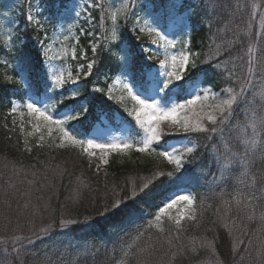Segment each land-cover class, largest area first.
Returning <instances> with one entry per match:
<instances>
[{"label":"trees","instance_id":"obj_1","mask_svg":"<svg viewBox=\"0 0 264 264\" xmlns=\"http://www.w3.org/2000/svg\"><path fill=\"white\" fill-rule=\"evenodd\" d=\"M51 1L53 5L57 0ZM59 2L63 7L67 0ZM154 3L156 9L166 7L165 0ZM203 3L208 5V11L202 13L200 7L195 6L190 28V45L199 54L200 65L186 79L195 74L204 81V85L220 92L228 86H236L234 81L246 75V53L250 45H255L258 60L264 56V27L261 26L264 0H199V5ZM253 3L257 5L255 10L251 7ZM127 41L137 51L136 44L129 38ZM32 44L28 37L15 59L19 63L21 59L28 58L39 68L43 59L41 56L37 58L38 52ZM217 45H221L220 54L209 62ZM96 59L92 78L106 88L117 74L106 48L98 51ZM230 73L235 75L229 78ZM11 74L12 82H0V241H3L0 243V264H117L123 258L122 247L127 246L137 229L144 235L132 250L133 255L127 258L128 264H264V220L260 218L264 211V179H261L264 158H261L259 150L251 157L250 172L257 177L254 188L247 184L238 185L233 175L222 183H213V177L219 172L212 146L216 145L218 154H223V146L218 137L207 140L205 134H196L198 150L186 161L184 173L161 177L154 182L149 195L138 197V200H143L137 205L142 218L119 230L101 227L97 221L102 223L103 218L97 215L98 209L113 198L125 195L132 182L139 186L142 177L147 179L154 171L168 172L169 169L161 163H155L158 167L138 163L123 168L115 161L103 173L96 172L78 149L45 146L25 151L19 125H13L14 116L9 113L14 102L26 101L27 89L15 69ZM262 89L264 72L257 65L247 100H253V92ZM42 90L43 74L40 73L39 79L33 78L32 94L38 95ZM86 92L91 93V89ZM90 107L92 114L86 131L82 130L83 137L88 136L96 125L103 124L102 117L113 127L118 126L115 123L118 116L120 125H128L132 131L138 129L130 118L99 93L94 94ZM255 107L258 113L264 110L258 96ZM237 118L242 123L244 113L240 111ZM237 118L225 128L224 135L230 147L242 153L243 149L236 140L237 133L231 130ZM239 171L240 166L236 164L233 172L238 175ZM184 174L191 178L185 187L197 198V221H185L179 239L167 221L163 235L155 229H148L149 220L158 211L157 206H162L164 198L176 190V178ZM78 178L87 187L78 188ZM237 189L242 193L243 201H251L254 209L252 219L248 218L249 209L241 211L236 207L234 196ZM77 190L79 195L73 199ZM85 217L89 219L85 220ZM222 217L226 220L222 221ZM61 219L77 223L60 227ZM225 222L231 234L229 228L223 226ZM49 224L52 227L47 233L40 231ZM17 235L30 237L32 243L27 239L14 242L13 237ZM237 238L243 242L239 244L238 251L233 252L232 244ZM201 241H211L212 248L201 246ZM172 253L176 254L175 258H172Z\"/></svg>","mask_w":264,"mask_h":264},{"label":"snow or ice","instance_id":"obj_2","mask_svg":"<svg viewBox=\"0 0 264 264\" xmlns=\"http://www.w3.org/2000/svg\"><path fill=\"white\" fill-rule=\"evenodd\" d=\"M107 0H92L87 6L88 9H99L98 26L101 30L99 36L93 32L85 33L84 30L78 29L73 35L71 28L68 29L67 35H55L52 43L39 41L41 53H37V58L43 55L44 60L39 62L37 68L28 58H23L16 66L17 74L26 86L28 101L21 104L13 103L10 115H19V128L24 138L25 151L31 152L32 146L29 143V137L36 140V147H49L57 149H79L81 154L87 156L89 160L100 153L99 163L96 165L99 170L101 165L108 164V155L116 152L126 155L129 151L135 150L138 153L147 156H156L161 161H166L174 167L175 172H180L184 163L189 156L198 150V145L191 137L193 134H205L207 140L218 137L223 146V154L217 153V147L212 146V152L218 168L219 175L213 177V183H222L233 175L238 185L247 184L249 187H255L257 177L250 172L252 163L251 157L258 150L261 158H264V110L257 112L255 107V98L258 96L264 107V89L259 92H253V100H247V93L253 86V77L257 71V65L264 72V56L259 60L255 57V45H250L247 49L248 67L244 77H238L234 83L236 86H228L220 90L219 93L212 87L202 86L204 81L200 80L195 74L188 79L186 75L190 68L196 67L198 53L181 50L178 54L170 51L176 49L180 41L169 39L167 31L171 25L160 27V18L154 17L149 23L143 24L138 19L132 27V31L137 29L140 34H147L150 37L152 45L162 50L161 59L159 55L149 54L150 49L147 46L142 48L140 54L135 47L129 44L122 32V24H126L129 17L134 15L133 8L136 0H120L119 5L115 3L105 7ZM180 0H170L169 8L175 11ZM215 5H213L214 7ZM252 9L255 10L257 5L253 3ZM77 16L81 13L77 12ZM29 23H32L34 17L27 16ZM39 26L40 22L35 21ZM93 24V17L89 15L87 21ZM264 27V20L261 21ZM93 36L91 44V53L93 59L88 61V53L83 48L79 50L80 35ZM139 39V36L137 37ZM47 39V38H46ZM75 40L74 44L68 41ZM16 37L9 34L3 37V45L0 50L6 47L9 50L15 49ZM119 41L115 49L110 47L113 42ZM59 44L54 54L53 47ZM107 48V55L110 63L113 65L114 82L109 85L106 95L109 100H115L120 104L124 111L138 126L140 133L139 139L133 142L132 139L118 140L112 139L107 143L97 142L96 139L80 138L82 130L86 131V125L91 113V105L95 93H104V88L96 87L92 84L91 93L86 92L85 85L81 84V78L87 81L88 77L93 75V69L97 64V53ZM221 51V45L216 46L215 52L210 55L209 62L218 56ZM83 59L88 61L85 65H78L76 74L73 75L65 65L69 59ZM158 61V67L155 64H149L147 61ZM63 61L64 64L57 63ZM6 68L9 66L7 59L0 61ZM219 67V65H217ZM43 74V90L38 95L33 96V78L39 79V74ZM235 75L230 73L229 78ZM8 82L13 80L11 75L5 77ZM89 83H92L89 81ZM75 87L65 88L66 85ZM114 90H119L123 95H114ZM133 102V107L128 108L125 99ZM183 102H179L180 100ZM241 104L244 105L241 108ZM21 108L26 111H21ZM59 108V111L57 109ZM244 113V121H239L238 113ZM25 116L28 117L25 121ZM237 118L236 125L232 131L237 133L236 140L242 147V153L230 147L224 133L232 120ZM17 121L13 119L15 126ZM25 124L30 125L31 131H25ZM162 125H166L169 131H165ZM130 134V133H129ZM183 134L186 142L181 143L179 147L169 145L167 141L162 143L165 136ZM239 164L240 171L235 175L233 169ZM91 166V164H90ZM35 175V173H33ZM172 172L154 171L151 177L141 178L139 186L135 182L131 183L130 190L119 198H113L110 203L105 204L102 209H98L97 215L103 218V222L97 221L101 227H112L113 229H122L127 225L134 224L140 216V210L137 205L143 203L138 197L149 195L150 189L155 181L161 177H172ZM247 178V179H246ZM177 187L170 195L166 196L161 202L162 206H157L158 211L154 218L149 220L147 228L155 229L160 234L166 232L165 221H167L179 239V233L184 231L185 221H197V198L185 185L190 183V176L187 174L176 178ZM261 179H264L262 175ZM79 187H87L82 180H79ZM79 195L77 190L75 199ZM242 193L236 190L234 201L236 207L243 211L249 209V219H252L254 209L251 201H243ZM202 203V202H201ZM227 204L228 202L225 201ZM175 210V214H173ZM261 220H264V211L261 212ZM85 217V220H88ZM222 221L226 217L221 218ZM75 220H63L59 222L60 227L67 224H75ZM225 228H229L228 223H223ZM52 225L40 229L41 232L47 233ZM229 234L231 229L229 228ZM144 232L137 229L136 235L122 247V259L118 264H128L127 258L133 255V249L136 247ZM27 239L32 243L30 237L14 236L13 241L16 243ZM171 244V240L168 241ZM195 243V240L192 241ZM243 241L237 238L232 244V251L237 252L239 244ZM3 243V241H0ZM201 246L212 248L211 241H201ZM195 251V248L192 249ZM143 252L144 249H139ZM172 253V258H175Z\"/></svg>","mask_w":264,"mask_h":264},{"label":"rangeland","instance_id":"obj_3","mask_svg":"<svg viewBox=\"0 0 264 264\" xmlns=\"http://www.w3.org/2000/svg\"><path fill=\"white\" fill-rule=\"evenodd\" d=\"M156 1V0H155ZM154 0H136L135 7L133 8L134 15L130 16L126 24H122V32L125 33L126 40L133 41L137 46V51L140 54L142 53V48L147 46L150 49L149 54L159 55L162 59V50L158 49L155 45L151 44L150 37L147 34H140L138 29L136 32H133L131 29L136 21L139 19L140 23L143 24L145 21L151 23L154 17L160 18V27H165L171 25L170 29L167 31V35L169 39H176L180 41L177 44L176 49H170V51L178 54L181 50L190 51L191 53H197L191 48L190 45V28H191V18L193 14L194 7H200V11L206 12L208 11L209 7L206 3L199 5V0H180V3L175 11H172L169 8L170 0L166 1L165 8H158L154 7L155 2ZM92 2V0H67V3L61 7L59 0L54 1V4L51 5L52 1L48 0H0V45H3V37L9 34L16 37L15 40V49L9 50L6 47L2 49L0 52V61L7 59L9 62V66L6 68L2 63H0V82H8L5 77L11 74V71L15 69L18 65L17 60L15 59V55L19 48L26 42L27 38L29 37L33 44L32 47L38 52L41 53L42 49H40L39 41L44 40L45 43H52V39L55 35H67L68 29L71 28L72 34H78V29H83L85 33L93 32L95 36L100 35V28L98 26V18H99V9H88V5ZM120 0H107L105 7H109L115 3L116 6L119 5ZM158 6V2H156ZM80 12L81 15L77 16L76 13ZM31 14L34 17L32 23H29L27 20V16ZM91 15L93 17V24H90L87 21V17ZM205 15V13H204ZM35 21H39L40 25L38 26ZM139 36V39L137 38ZM47 38V39H46ZM93 42V36L88 35H80V45L78 47V56L80 48H83L88 53V61L92 60L91 56V44ZM128 42V41H127ZM69 44H74L75 40L70 39L68 41ZM119 41L113 42L110 47L115 49L116 45ZM59 47V44H56L53 47V52L50 53L54 54L56 49ZM107 49V48H106ZM146 55V54H143ZM41 58L44 60L43 55H40ZM86 60L77 59L67 61L65 67H67L70 71H72L73 75L76 74L78 70V65L84 64L85 71H86ZM149 64H155L158 67V61L151 60L147 61ZM57 63L64 64L63 61H59ZM200 65V57H198L196 61V67L190 68L189 72L196 70ZM186 75V77L188 76ZM93 75L88 77L87 81L81 78L80 83L85 85V91L87 89L92 88V84H95L96 87L103 88L99 86L98 80H93ZM14 79V78H13ZM92 80V81H91ZM13 81V80H12ZM11 81V82H12ZM91 81L92 83H89ZM114 79L109 85H112ZM23 83V82H22ZM25 86V85H24ZM104 93H99L102 95L107 101H109L113 106H115L118 110L122 111L128 118L132 120L131 117L127 115L124 111V108L118 104L115 100H109L106 95V90ZM204 87H209L207 85H202ZM26 87V86H25ZM75 87L74 85H66L65 88ZM211 87V86H210ZM219 93V92H217ZM114 95L121 96L123 95L119 90H114ZM33 96H36L33 94ZM28 101V98L25 102ZM179 102H183L181 99ZM15 104H23L18 101L14 102ZM125 103L127 104L128 108L131 109L133 107V102L130 99H125ZM21 111H26L25 109L21 108ZM59 111V108L57 109ZM14 119L17 121L19 125V115L17 114ZM25 121H27L28 117L25 116ZM133 121V120H132ZM134 122V121H133ZM102 125H96L90 134L86 137L81 136L80 138L83 139H96L97 142L100 143H107L112 139L118 140H125V139H132L133 142L139 139L140 130H133L128 125H120V119L116 116L115 123L118 125L117 127H113L108 124L105 117H102ZM135 123V122H134ZM138 127V126H137ZM165 131H169L166 125H162ZM25 131H31V127L28 124H25ZM130 133V134H129ZM196 134H193L191 137L197 143L196 139L194 138ZM25 137L23 136V139ZM29 143L34 149L36 146V140L32 137H29ZM162 141H167L169 145H176L177 147L180 146L181 143L186 142L184 140L183 134L181 135H171L165 136ZM79 150V149H78ZM100 153L97 152L96 156L89 160L86 156L88 162L91 166L94 167L96 172H103L109 170L111 167L112 162H117L121 167H130L134 166L138 163L140 164H151L153 167H158L155 163H161L166 166L169 171L172 172L174 176L180 175L184 173L185 167L183 166L180 172H175L174 167L169 165L166 161H161L156 156H147L145 154H141L136 152L134 149L129 151L126 155L120 153H110L108 155V164L101 165L99 170H97L96 165L99 163ZM191 156L188 157V159ZM187 159V160H188ZM186 160V161H187ZM186 163V162H185ZM184 163V165H185ZM191 192V191H190ZM192 193V192H191ZM173 214H175V210H173ZM166 222V221H165ZM118 264V263H117Z\"/></svg>","mask_w":264,"mask_h":264}]
</instances>
